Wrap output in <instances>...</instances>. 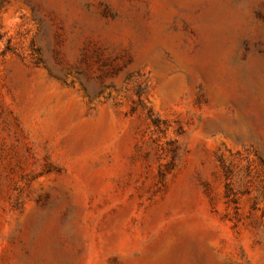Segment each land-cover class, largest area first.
<instances>
[{"label": "rangeland", "instance_id": "374dc122", "mask_svg": "<svg viewBox=\"0 0 264 264\" xmlns=\"http://www.w3.org/2000/svg\"><path fill=\"white\" fill-rule=\"evenodd\" d=\"M0 264H264V0H0Z\"/></svg>", "mask_w": 264, "mask_h": 264}, {"label": "trees", "instance_id": "16d2710c", "mask_svg": "<svg viewBox=\"0 0 264 264\" xmlns=\"http://www.w3.org/2000/svg\"><path fill=\"white\" fill-rule=\"evenodd\" d=\"M2 37V35L0 34V38Z\"/></svg>", "mask_w": 264, "mask_h": 264}]
</instances>
